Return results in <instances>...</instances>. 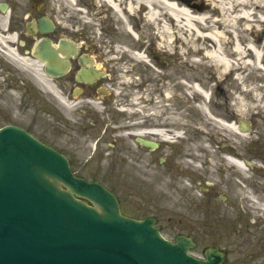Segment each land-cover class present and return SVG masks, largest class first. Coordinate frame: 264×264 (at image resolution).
<instances>
[{"label": "flooded vegetation", "instance_id": "af4514ba", "mask_svg": "<svg viewBox=\"0 0 264 264\" xmlns=\"http://www.w3.org/2000/svg\"><path fill=\"white\" fill-rule=\"evenodd\" d=\"M50 1V6L48 0H27L23 4L7 1V9H0L5 16L0 34L4 39L15 37L13 45L23 58L38 61L33 52L44 46H50L55 53L41 63L43 78H35L33 84L59 91L61 100L57 103L63 107L64 118H70L72 123L50 111L51 122H44L46 131L57 129L67 134L72 130L74 138L78 131H101L103 123L99 118H113V129L106 128L103 132H110L112 136L110 148L115 164L128 167L133 191L145 186L150 191L152 188L160 192L174 190L173 183L183 162L193 161V156H183V143L186 137L187 154L190 155L189 149L197 139L195 107L201 101L193 86L200 87L199 83L184 76L182 71V31L179 30L181 33L177 36L179 68L169 69L166 52L153 51L149 46L145 51H149L151 65L146 66L151 70L136 57L142 52L138 47L135 48L131 41L130 44L120 43L124 38V34H119L121 24L135 33L137 22L138 11L135 16L130 14L125 1H117L121 15L104 0ZM63 6L65 29L59 26L60 12H57ZM247 7L244 4L242 12H248L250 17H242L233 26L239 31V55L232 50L234 29L213 24V28L225 32V36L227 33L233 36L232 44L225 45L226 37L222 48L232 65L223 72H217L213 66V71L206 74L210 90L208 112L213 118H223L229 133L232 126L235 128L232 136L226 135L224 152L227 158L244 165L252 175L240 179L247 191L246 197L257 203L260 223L256 259L257 264H264V20L259 18L257 7L251 11ZM140 14L144 16V12ZM43 16L47 17L45 25L51 26L48 32L40 30ZM217 20L221 19L213 17L214 22ZM128 28L126 34L132 36ZM137 37L140 40L144 35L137 33ZM45 39H48V46ZM145 51L142 54L147 59ZM45 66L56 76L46 74ZM2 68L0 65V79L7 77ZM31 72L37 73L33 68ZM185 82L187 88H184ZM0 103V128L13 125L32 135L39 128L38 118H23L24 109L8 104L5 93H0ZM255 104L262 108L250 113L248 106ZM120 118H127L122 125ZM90 140V137L84 138L82 145ZM230 164L227 160V165ZM225 181L227 184L228 180Z\"/></svg>", "mask_w": 264, "mask_h": 264}, {"label": "rangeland", "instance_id": "374dc122", "mask_svg": "<svg viewBox=\"0 0 264 264\" xmlns=\"http://www.w3.org/2000/svg\"><path fill=\"white\" fill-rule=\"evenodd\" d=\"M5 1L23 4L27 0ZM212 3L214 7L217 6L216 1ZM244 3L248 6L249 11L257 7L259 18L264 20V0H245ZM47 5H51L50 0ZM63 10L64 6L58 8L57 12H60L59 26L65 29ZM140 10L139 8L136 16L134 15L136 13L130 14H133L137 21L134 31L143 34L144 37L135 41L131 35L126 34V26L122 27L121 24L119 34H124V38L120 39V43L130 44L131 41V44H134V47H138L142 52L149 46L160 51L165 49L168 55L169 69L179 68L176 61L178 60L177 51L180 50L178 47L180 41L177 37L173 40L174 35L168 44L162 38L158 40L156 30H153L148 25L149 23L143 19ZM204 11L207 10L201 12L207 14L212 23L214 13L217 14L218 11ZM219 14L223 16L221 10H219ZM193 15H198L197 10ZM3 20L4 16L0 13V26ZM169 25L172 27L171 32L174 31L172 21H169ZM199 27L206 26L199 24ZM178 29L177 31H179ZM184 32L183 74L193 79L198 77L200 86L209 92L206 74L213 71V65L205 56L204 49L200 50V48L204 46L207 48L212 43L208 40L197 39L196 33L193 34L189 30H184ZM226 37L225 45L232 44L233 36L230 37L227 33ZM12 48L20 57H23L15 46ZM3 50L6 51L5 48ZM148 52L146 50L145 54L147 59H150ZM149 64L144 62L142 65ZM0 65L3 67V71L7 72V77L0 79V93L7 95L8 104L11 103L14 107L21 106L24 109L23 118H38L39 128L35 129L34 134L39 139L60 149L68 158L71 169L76 175L88 180H96L112 190L119 198L122 214L139 219L153 216L161 233L170 240H173L180 232L193 237L196 247L192 253L196 256H202L203 250L208 246H217L226 250L225 264H257L259 214L256 212V204L250 203V200L245 198L246 190L239 187L241 185L238 180V178L240 179L239 172L232 167H227L224 152L225 138L227 134L232 136L234 131L229 133V130L225 128L224 119L213 118L207 111L209 110V99H204L200 95L201 101L195 107L198 115L197 139L189 149L192 151L190 155L187 154L188 139L186 137H184L183 143V156H193L191 157L193 161L190 162L186 159L183 162L182 169L178 171L176 181L173 183L175 189L169 192H160L153 188L150 191V188L145 186L134 188L138 190L134 192L130 187L128 167H119L114 162L109 146L112 143L110 132H103L106 128L113 129V118H99L103 123L101 131L97 129H90L86 132L78 131L74 138L71 137L72 130L67 131V134H63L57 129L46 131L44 122L47 124L51 122L50 111L56 113L58 118H63L62 105H59L56 99L50 96L49 90L33 84L37 74L30 71L32 68L34 69V65L30 67L22 65L18 60L1 52ZM153 67H156L155 63ZM56 94L58 95V91L54 94L55 97ZM255 105L248 107L250 113H254L257 108L260 110L259 105ZM126 119L120 118V124H124ZM86 137H90L91 140L82 145L83 139ZM120 139H124V137L120 136ZM93 149L95 153H92ZM246 174L249 172L240 173V176ZM226 179L228 180L227 184ZM220 196L223 197L222 200ZM244 200H249V203Z\"/></svg>", "mask_w": 264, "mask_h": 264}, {"label": "water", "instance_id": "95a60500", "mask_svg": "<svg viewBox=\"0 0 264 264\" xmlns=\"http://www.w3.org/2000/svg\"><path fill=\"white\" fill-rule=\"evenodd\" d=\"M154 222L122 216L112 193L23 130H0V264L223 263L219 249L196 258L190 238L167 241Z\"/></svg>", "mask_w": 264, "mask_h": 264}, {"label": "bare ground", "instance_id": "6f19581e", "mask_svg": "<svg viewBox=\"0 0 264 264\" xmlns=\"http://www.w3.org/2000/svg\"><path fill=\"white\" fill-rule=\"evenodd\" d=\"M106 1L112 9L115 10L116 13L121 15V9L118 4V0H104ZM121 1V0H119ZM126 2L127 9L129 12L136 13L137 7L147 9L146 15H144L145 20L158 30V35L160 37H164L165 43L168 44L171 41L173 35L175 37H179L178 32L175 29L181 30L184 34V30H189L193 34L196 33L197 39L202 41H210L212 44L207 48L204 46L200 48V50L204 49L205 56L211 61L212 65L216 68L217 72L226 71L232 65V62L223 54L222 48L225 41V32L217 31L213 28L212 24L209 21L207 14L203 12H197L198 15H193L195 12L190 7V2L188 0H123ZM208 5L209 3L216 2L217 6L214 8L221 9L223 13V17L221 19L223 28H233L236 23H239L240 19L249 18L250 14L248 12H242L241 5L244 4L245 0H204ZM219 2V3H218ZM210 7L206 9L209 12ZM244 6V5H243ZM169 21L173 22V30L171 32V27L169 26ZM205 25L206 27H199V24ZM207 24V25H206ZM129 29V28H128ZM234 29V28H233ZM130 30V29H129ZM131 33L132 30H130ZM181 33V32H180ZM177 34V35H176ZM234 39H233V48L234 51L239 55L241 52V47L238 42L239 31H235L234 29ZM237 37V38H236ZM6 39V38H5ZM7 41L4 42V39L0 37V46L4 47L6 50V54L12 59L18 60L23 65H35L38 70L41 72V64L38 61H34V63L20 57L15 50L9 45V42H14V36H8ZM167 46V45H166ZM140 58H144L142 55H137ZM138 57V58H139ZM196 90L199 91L200 95L205 99L208 98V94L204 91L200 90V88L194 84ZM234 127V126H232ZM234 130V129H233ZM227 160L243 169L242 164L237 162L235 159L228 157ZM243 173H246L244 170Z\"/></svg>", "mask_w": 264, "mask_h": 264}]
</instances>
